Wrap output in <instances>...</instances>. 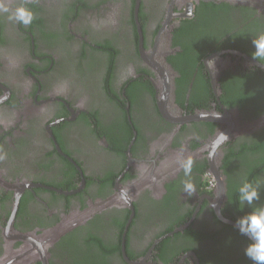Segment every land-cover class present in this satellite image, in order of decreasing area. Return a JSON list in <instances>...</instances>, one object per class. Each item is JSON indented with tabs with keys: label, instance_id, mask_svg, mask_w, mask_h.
Wrapping results in <instances>:
<instances>
[{
	"label": "flooded vegetation",
	"instance_id": "af4514ba",
	"mask_svg": "<svg viewBox=\"0 0 264 264\" xmlns=\"http://www.w3.org/2000/svg\"><path fill=\"white\" fill-rule=\"evenodd\" d=\"M245 1L5 0L34 18L0 13V264H258L264 0Z\"/></svg>",
	"mask_w": 264,
	"mask_h": 264
},
{
	"label": "clouds",
	"instance_id": "9594fccd",
	"mask_svg": "<svg viewBox=\"0 0 264 264\" xmlns=\"http://www.w3.org/2000/svg\"><path fill=\"white\" fill-rule=\"evenodd\" d=\"M0 13H9L8 19L10 21L22 23L23 25L31 24L34 18L33 12L23 6L17 7L14 11L11 10L5 0H0ZM253 44L255 46V52L252 53L253 58L258 61L264 59V36L253 40ZM221 139H227V136L224 135ZM181 166L185 176H190L192 160L184 161ZM183 192L188 193L189 197L196 193V186L191 179L184 181ZM240 192L242 193L241 202L247 200L251 203L255 198H258L257 188L252 183H246L240 189ZM240 223L242 231L251 232L255 237V242L249 244L246 248V255L258 264H264V210L251 213L244 217Z\"/></svg>",
	"mask_w": 264,
	"mask_h": 264
},
{
	"label": "water",
	"instance_id": "95a60500",
	"mask_svg": "<svg viewBox=\"0 0 264 264\" xmlns=\"http://www.w3.org/2000/svg\"><path fill=\"white\" fill-rule=\"evenodd\" d=\"M231 1H237V2L247 3V1H245V0H231ZM225 117L227 118V116H225ZM203 118H206L208 120H214L215 121V120H217V118H219V116L211 113V114H201V115H198V116L191 117L192 120L203 119ZM243 232H245V231H243Z\"/></svg>",
	"mask_w": 264,
	"mask_h": 264
},
{
	"label": "trees",
	"instance_id": "16d2710c",
	"mask_svg": "<svg viewBox=\"0 0 264 264\" xmlns=\"http://www.w3.org/2000/svg\"><path fill=\"white\" fill-rule=\"evenodd\" d=\"M262 150V149H261ZM263 157H261L260 159H258V163L259 165H263L264 166V152L261 154ZM260 207H259V211L260 210H264V202H260Z\"/></svg>",
	"mask_w": 264,
	"mask_h": 264
},
{
	"label": "built area",
	"instance_id": "2783aa9c",
	"mask_svg": "<svg viewBox=\"0 0 264 264\" xmlns=\"http://www.w3.org/2000/svg\"><path fill=\"white\" fill-rule=\"evenodd\" d=\"M209 183H210V182H209ZM209 183H208V184H209ZM209 187L212 188V184H211V183H210V186H209Z\"/></svg>",
	"mask_w": 264,
	"mask_h": 264
}]
</instances>
